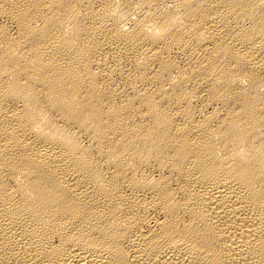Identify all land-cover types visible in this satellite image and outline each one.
<instances>
[{"label":"bare ground","instance_id":"1","mask_svg":"<svg viewBox=\"0 0 264 264\" xmlns=\"http://www.w3.org/2000/svg\"><path fill=\"white\" fill-rule=\"evenodd\" d=\"M0 264H264V0H0Z\"/></svg>","mask_w":264,"mask_h":264}]
</instances>
